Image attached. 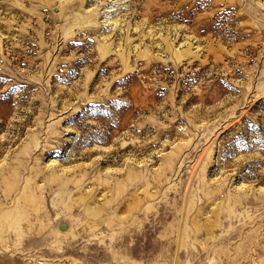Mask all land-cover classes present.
I'll list each match as a JSON object with an SVG mask.
<instances>
[{
	"label": "rangeland",
	"instance_id": "374dc122",
	"mask_svg": "<svg viewBox=\"0 0 264 264\" xmlns=\"http://www.w3.org/2000/svg\"><path fill=\"white\" fill-rule=\"evenodd\" d=\"M0 264H264V0H0Z\"/></svg>",
	"mask_w": 264,
	"mask_h": 264
}]
</instances>
